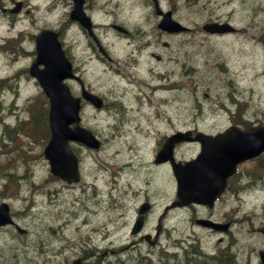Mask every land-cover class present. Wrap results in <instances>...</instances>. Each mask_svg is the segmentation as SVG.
I'll list each match as a JSON object with an SVG mask.
<instances>
[{
	"label": "rangeland",
	"instance_id": "1",
	"mask_svg": "<svg viewBox=\"0 0 264 264\" xmlns=\"http://www.w3.org/2000/svg\"><path fill=\"white\" fill-rule=\"evenodd\" d=\"M50 1L24 0L26 9L30 12L24 15L26 19L15 23L8 22L2 17L5 15L0 13V35L7 34L9 27L28 31L25 35L27 44L24 49L33 48V42L29 37L31 33H37L40 28L49 27L48 25H58L60 3L58 2V9L47 12L45 8ZM3 2L7 4L8 0ZM225 13L232 15L236 26L241 28L238 37L213 38L194 33L176 40L190 43L194 47L192 52L195 54H198L199 48H204L203 65L188 59L191 65L205 71L204 76L197 77L204 81L203 88H197V78H192L189 91L178 93L180 96H175L174 92L167 94L144 89L142 94H139L140 109L128 110L122 117L109 111H97L85 107L82 124L91 129L94 127L99 135L106 136L99 151L79 150L83 158L84 180L86 183L98 185V195L93 197L91 206L90 190L83 194L78 193L77 197L81 200L75 207H71V211L75 209L81 214L84 213L85 206L89 205L94 209V215L87 219H83V216L74 218L72 212L65 214L64 207L57 206L53 207L52 211L43 213L45 219L41 224L35 223L29 215L20 216L21 219L23 218L20 222L31 229L24 238L16 236L10 230H0V264H65L75 256L80 246L95 245L110 249L119 247L132 239L129 228L139 203L144 200L153 204L146 229L155 228L156 219L164 205L175 197V180L167 166L153 165L154 145L142 138L139 144H135L128 135H124L129 127H137L138 133L145 130L146 125L161 127L164 132L172 128L176 129L175 127L177 129L197 127L200 130L213 131L222 125V118L225 117L218 114L215 108L213 109L214 104L210 102L219 98L216 91H221L225 106L237 113L238 122L264 123L262 73L264 0H233L209 14L195 11L193 15L202 19L215 15L224 16ZM147 19V26L151 27L153 19L151 17ZM161 38L168 40L165 37ZM10 49L9 56L0 50V77L16 85L14 75L27 78L23 71L28 69L31 56L27 54L26 59H21L25 54L16 55L14 50L12 49L11 52ZM7 58L15 60L11 61ZM168 65L169 62L165 61L160 66L165 74ZM179 79L182 81V77ZM86 80L91 84L99 81L104 90L110 84L105 75L102 76L101 71L97 69L89 71ZM145 80L148 81L146 73L141 85ZM27 82L21 81L18 84L23 88L15 98L5 94L7 90H4V96L0 97L1 108L12 106L14 109L15 105L20 107L31 103V99L39 95L40 89L36 84L31 82L32 84L28 85ZM183 84L186 85L188 82L185 81ZM128 106L130 108L134 106L135 109L137 104L131 100ZM119 120L123 121L119 122ZM32 129L33 134H25V143L19 146L25 156L19 154L11 161L10 171L34 173L35 183L40 184V187L58 186L60 183L53 180L42 183V178L49 173L47 163L40 155L44 145L42 138L45 134L36 122L35 127L32 125ZM116 148L119 149L118 153H115ZM122 151L126 152L125 156ZM197 152L194 144H184L177 150V156L188 160ZM125 161L132 162V169L119 168ZM5 162V158L0 159V172L1 164ZM253 169L254 167H247L241 173H248ZM261 171H264L263 167ZM256 174L261 176L262 173ZM110 193L113 194L114 200ZM61 197L62 195L59 194L58 198ZM40 198L35 196L37 202ZM39 208L40 206L34 207L36 210ZM173 214L171 212L163 219L164 228L158 246H169L173 241L179 242L178 245L194 241L199 244L200 249L213 251L218 247V238L222 237L221 245L231 248L237 259L239 254L248 264H259L257 253L264 249V236L257 231L261 225H264V176L254 188L242 189L238 193L226 192L212 211L198 208L197 215L200 214L201 217H208L211 214V217L217 221H232L230 230L225 236L198 227L195 218H190L193 214L191 210L176 212L172 217ZM65 222L69 224H63ZM139 250L145 253L148 246L140 245ZM168 251L172 252L174 249ZM132 253L136 252L132 251Z\"/></svg>",
	"mask_w": 264,
	"mask_h": 264
},
{
	"label": "flooded vegetation",
	"instance_id": "2",
	"mask_svg": "<svg viewBox=\"0 0 264 264\" xmlns=\"http://www.w3.org/2000/svg\"><path fill=\"white\" fill-rule=\"evenodd\" d=\"M18 1L19 0H8L7 4L4 3L3 0L1 1L2 4L0 8L4 6L5 10H1L0 13L5 15L7 21L11 23L12 21L15 23L26 19L24 15H28V12H30L26 9L27 6L24 0H20L22 6L19 12L16 14L10 13L11 7L16 6ZM77 1L80 5L81 12H83L84 16L87 18L86 22L88 27L82 25L79 20L71 17L72 11L76 8L74 0H51L45 8L47 12H52L55 11L56 8L58 9V2L60 3V10L58 9V25L48 26L49 29L58 33L61 47L72 65L74 74L77 76L78 80L70 79L68 82L74 88V92H80L83 85L102 99L103 107L95 110L109 111L114 115H121V117L128 110L132 109L136 111L140 109L139 94H142L144 89H149L153 92L156 90V92L172 90L175 93L181 88L185 89V87H187L189 89L192 78L194 79L205 75V71L191 65L188 60L191 59L193 62L203 65L205 63L204 48H199L200 51L198 54H195L192 52L194 47L190 43H183L176 40L194 33L213 38H222L227 35L238 37V27H236V23L233 20L234 17L229 13H225L224 16L215 15L202 19L193 15L195 11H202L203 13L206 12L209 14L221 5L231 3L233 0ZM163 12L167 16V23L174 26L177 24L176 29L171 30L174 26H167L169 29L162 28L160 24L163 22ZM148 17L153 19L151 27L147 26ZM210 22H228L234 25V30L233 32L222 35L210 34L203 29L204 24ZM27 32L28 31L16 29L9 35L1 36L0 50L3 51L6 56H9V48L4 51L2 47L17 48L27 44L25 40ZM33 36V33L29 35L32 42L34 39ZM161 37L168 38V40H162L163 38ZM2 43L6 44L2 46ZM7 59L10 60L11 58ZM165 61L169 62V65L165 69L166 74L160 69V66ZM94 69L100 70L102 76L105 75L106 80L110 83L105 90L102 88L99 81H94V83L91 84L86 80L87 73ZM145 73L149 78L148 81L145 80L144 84L141 85ZM179 77H182V81ZM185 81H187L188 84L184 85L183 82ZM1 83L2 81H0V87ZM153 83L157 84L154 85ZM151 84H153V86ZM158 84L160 85L158 86ZM203 84V80L200 78L196 79L197 88H203ZM216 92H218L219 98H215L210 102L214 104L213 109L215 108L218 114H222V116L225 117L222 118V125L218 126L213 131L200 130L197 127L183 129H177V127H175L176 129L172 128L164 132L161 127L156 128L155 126L151 127V125H146L144 126L145 130L140 133H138L137 127H129L128 130L124 132V135H128L133 143H139L142 138L146 142H150V144L154 145L156 149L164 143L167 136L178 130H191L192 134H195L197 131H202L208 135H216L226 130L228 127H238L237 113L230 111L228 107L224 109L225 102L222 98V93L221 91ZM131 100H134L137 104L135 109L133 108L134 106H132V108L128 106ZM90 106L91 105L88 107L94 109ZM225 113L228 114L225 115ZM5 119L2 120L0 124V146L3 144L6 147L10 146V148L5 149L11 150L17 148V144L15 138H13L15 135L5 133L4 127H7L8 118L6 117ZM122 121L123 120H119V122ZM92 131L95 136L100 139L101 143H103L106 135H99L94 130V127ZM189 144H194L197 150H200V144L198 142H190ZM164 165L168 166L166 163ZM154 166L157 167L159 165ZM241 172L238 173L239 176L248 175V173ZM21 177L24 178L25 176L22 175ZM22 181L27 183L26 179ZM3 182L0 180V202L6 201L9 204L8 208L10 215L12 214L9 202L11 199L10 195L15 194L18 199L27 205L28 201L35 194V191L28 187H22L14 191L15 187L10 185L8 180H4ZM80 184L81 180L78 185ZM238 184L241 186L242 182L238 181ZM219 199L220 197L218 200ZM148 213L144 215V226L142 230L139 234L132 237L133 240L131 239L127 247L139 250L141 243L148 240V237L145 238L143 236L155 234V230L146 229L147 221L149 222L150 219ZM165 213L166 211L158 216V223L161 222ZM15 222L17 223V220ZM25 234H23V236ZM155 237H158V243L159 234H155ZM41 249L43 248L41 247ZM104 250H106V253L115 252L114 249L108 247H104ZM84 255L95 256L96 254L94 250H86Z\"/></svg>",
	"mask_w": 264,
	"mask_h": 264
},
{
	"label": "water",
	"instance_id": "3",
	"mask_svg": "<svg viewBox=\"0 0 264 264\" xmlns=\"http://www.w3.org/2000/svg\"><path fill=\"white\" fill-rule=\"evenodd\" d=\"M75 9L71 13V17L77 19L82 25L86 26L87 22L83 13L80 10V5L77 0H74ZM17 8V7H16ZM17 10V9H15ZM85 20V21H84ZM162 28L169 29L167 26H174L167 22H162ZM88 27V26H86ZM177 24L171 30L176 29ZM227 25L217 26L210 25L205 27L210 32H219V29H224ZM36 59L31 64L29 72L34 76L49 99V125L52 132L51 139L45 148V156L49 159L51 172L63 177L73 176L77 173V159L71 152L68 141L81 140L89 147H98V142L88 135L85 130L77 125L72 129L70 124L78 123L79 99L73 97L68 87L62 82L66 77H71L70 65L66 60L60 43L57 39V33L50 30H42L35 39ZM43 65L40 69L38 66ZM83 95L99 105L93 95L84 92ZM238 133V131H237ZM252 136L246 139L238 140L232 136L226 141V145L231 144L233 149L227 146L223 147V151L213 156L212 164L214 171L218 173L207 183H197L194 173H211L209 171L210 161L206 160L205 156H200L198 159L184 164L174 163L175 176L178 180L179 196L183 199V203L188 202H207V196L217 192L219 189L220 178H223L228 173H233L238 161L244 160L258 154L264 149V128L251 132ZM186 140V135L177 134L167 141L163 151L160 153V159H165L170 154V149L175 141ZM240 142V144L238 143ZM227 149V152H226ZM220 155L217 157V155ZM217 157V158H216ZM215 159L217 161H215ZM219 173H223L220 175ZM198 178V177H197ZM199 181L203 178H198ZM8 221V216L3 208H0V224ZM138 219L134 230L139 224ZM203 224H213L208 221H199ZM138 228V227H137Z\"/></svg>",
	"mask_w": 264,
	"mask_h": 264
},
{
	"label": "trees",
	"instance_id": "4",
	"mask_svg": "<svg viewBox=\"0 0 264 264\" xmlns=\"http://www.w3.org/2000/svg\"><path fill=\"white\" fill-rule=\"evenodd\" d=\"M38 102H39V99H36L35 104H38ZM44 102H45V100H44ZM148 262H149V260H148ZM219 264H233L232 256L227 253L225 260H223V258L219 259Z\"/></svg>",
	"mask_w": 264,
	"mask_h": 264
},
{
	"label": "bare ground",
	"instance_id": "5",
	"mask_svg": "<svg viewBox=\"0 0 264 264\" xmlns=\"http://www.w3.org/2000/svg\"><path fill=\"white\" fill-rule=\"evenodd\" d=\"M147 68V67H146ZM151 71V70H150ZM154 75V74H153ZM153 77V76H152ZM149 78V77H148ZM159 83V82H158ZM154 85H156L157 83H153ZM153 84H151L152 86H153ZM167 84V83H166ZM160 84H158V86H159ZM167 86V85H166ZM159 90H161V89H159ZM157 91V90H156ZM166 91V90H165ZM160 92V91H159ZM167 94H169V93H167ZM132 112V111H131ZM136 113V112H135Z\"/></svg>",
	"mask_w": 264,
	"mask_h": 264
}]
</instances>
